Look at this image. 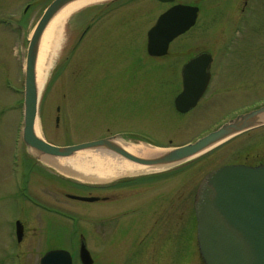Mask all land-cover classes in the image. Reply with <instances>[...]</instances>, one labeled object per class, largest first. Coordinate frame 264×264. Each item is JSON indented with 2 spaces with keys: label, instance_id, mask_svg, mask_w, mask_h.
I'll return each mask as SVG.
<instances>
[{
  "label": "rangeland",
  "instance_id": "obj_1",
  "mask_svg": "<svg viewBox=\"0 0 264 264\" xmlns=\"http://www.w3.org/2000/svg\"><path fill=\"white\" fill-rule=\"evenodd\" d=\"M52 1L0 0V264H9L7 258L12 253L21 254L23 264H38L40 255L46 250L61 248L73 254V264H81L78 252L82 238L91 252L93 264H126V245L113 244L108 237L114 235L112 229L119 221L120 232L127 231L129 208L137 206V200L145 201L149 198L147 194L143 198H135V194L129 195L128 186L114 190L115 192L112 189L86 187L87 184L98 183H81L76 177L62 173L50 163L40 161L41 165L34 163V168L27 175L28 197L25 200L29 206L20 205L21 200L13 196L17 188H20L21 163L29 156L25 144L22 143L27 48L36 24ZM82 8L64 22L60 47L39 95L38 123L41 135L48 142L66 146L115 135L123 138L138 136L159 146L176 147L204 135L241 110L264 105V0L258 11L255 10L250 17L246 15L239 18V9L228 11L217 6V13L212 15L213 23L206 24L208 17L205 13L189 40H179L160 61L145 55L144 36L138 35L121 37L118 44L115 42L106 47L102 54L82 62L85 54L80 51V47L73 53L66 43L68 31L73 29L74 33L80 34L84 28V14L93 12L92 8H88V11ZM97 26L99 25L96 24L94 28ZM179 44L186 45V49L180 52L182 48ZM218 44L219 49L213 51L216 56L221 46H230L228 50L233 52L223 58L229 62V68L221 69L224 77L215 78V88L209 90L198 108L185 116L177 114L172 99L179 85L182 63L192 52L212 49ZM188 47L192 49L187 50ZM161 77L167 78L168 92L163 91L162 99L158 101L153 99L161 94L156 89L158 87L155 79L159 80ZM222 83L233 87L228 86L222 93L225 96L219 97L221 94L214 92ZM148 108L149 111H146ZM247 150H250L249 153L264 154V125L183 163L181 168L185 177L184 191L190 188L189 197L184 196L182 206L184 237L191 233L187 229V222H191L187 215L192 216L194 213L195 194L192 196V186H196L197 181L208 171L220 166L230 156L245 154ZM93 151L95 149L84 150L75 155H87ZM43 167H47L52 173L45 171ZM190 177L195 181L187 188L186 179ZM70 180L85 185L79 186ZM167 182L166 186L160 180L148 187L142 186L141 193L146 188L150 189V197L170 194L175 179ZM113 193L119 194L120 198L124 196L125 199L122 198L119 203H97L66 197L67 194L108 196ZM35 195H39L40 199ZM130 196H133V200ZM158 198L152 202L150 209L141 207L137 213V216L143 217L148 210L151 212H147L152 219L149 225L151 233L160 229L158 217L161 201ZM169 198V201L167 198L165 201L170 206L175 201ZM34 199L45 204V207L54 203L52 208L55 213H49L42 207L37 208L33 203ZM156 206L158 208L154 210ZM101 211H104L101 216L107 217L106 221H109L103 228L97 222ZM174 213L175 208L172 209L171 216ZM20 214L24 215L22 221L25 234L22 242L18 243L14 221ZM112 216H117V219L112 221ZM49 217L51 220L48 221ZM193 226L194 244L185 241L183 244H176L169 238L161 248L160 244L153 245L151 242L149 261L140 262L204 264L200 254L195 252L198 246L196 225ZM161 227L167 226L163 222ZM103 229L108 231V235H102L106 236L102 240ZM113 231L118 236L119 233ZM128 236L127 234L124 237ZM180 245L183 250H178ZM147 249L149 251V247ZM155 250L162 254L154 255Z\"/></svg>",
  "mask_w": 264,
  "mask_h": 264
},
{
  "label": "water",
  "instance_id": "obj_2",
  "mask_svg": "<svg viewBox=\"0 0 264 264\" xmlns=\"http://www.w3.org/2000/svg\"><path fill=\"white\" fill-rule=\"evenodd\" d=\"M78 0H53L45 9L29 40L24 97L23 140L33 158L50 163L53 159L72 157L79 151L105 148L142 165L173 167L190 160L244 131L264 125V106L238 115L218 129L193 143L176 148H164L137 142L148 148L163 149L151 158L136 156L117 144L126 141L122 136H109L80 144L58 146L36 133L39 114V89L36 81V64L41 37L53 17L64 6ZM197 7L180 5L162 16L153 30L168 28L171 34L150 35L148 51L160 56L167 52L169 42L195 23ZM175 25L166 27L172 17ZM210 56L201 54L184 67V91L175 103L179 111L194 107L203 95L210 80L207 72ZM203 62V66L198 63ZM54 166V165H53ZM70 198L94 202L98 197L68 195ZM197 241L205 264H264V163L257 166L228 164L209 172L200 182L195 196ZM17 236H23V225L17 222ZM83 264H93V258L84 240L79 249ZM40 264H73L66 249H52L41 258Z\"/></svg>",
  "mask_w": 264,
  "mask_h": 264
},
{
  "label": "flooded vegetation",
  "instance_id": "obj_3",
  "mask_svg": "<svg viewBox=\"0 0 264 264\" xmlns=\"http://www.w3.org/2000/svg\"><path fill=\"white\" fill-rule=\"evenodd\" d=\"M220 1V2H219ZM263 2V0H102L98 3L95 4H91L88 6H85L84 10H87L88 8H92L93 12L89 13V14H84L85 19H84V28L81 29L80 34H76L73 32V29H70V31H68V36L67 37V45L70 47V51H74L73 53L76 52V50L80 47V51L85 54L82 57H85V59L82 60V62L86 61L87 58L92 59L93 57H96L99 53L102 54L103 51H105L104 49L106 47H108L109 45L114 44L115 42H117V44L119 43V40L121 37H131V36H138V35H142L144 36V48H145V55L148 58H152L155 60H161L163 58H165L171 51V48L174 47V45L179 41V40H189L188 38L195 32L196 28L199 25V21L201 19V17L206 13L207 14V22L206 24H210V22L213 23V17L212 15L214 13H217L216 7H220L224 10H228V11H232V10H238L239 15L237 14V16L239 18H244L246 17V15L250 14L252 15L253 12L255 13V10L258 11V9L261 7V3ZM218 4V5H216ZM180 5H185V6H192V7H197V17L195 20V23L193 25H191L187 30H185L184 32L180 33L179 35H177L174 39H172L169 42L168 48H167V52L164 55H160V56H155V55H151L148 51V46H149V42H150V35L154 32V34L156 35H168L171 34V30L168 28H163V29H159V30H153V28L157 25L159 19L166 15L167 13L171 12L172 10H174L176 7L180 6ZM216 6V7H215ZM88 11V10H87ZM210 14V15H209ZM220 14V13H219ZM177 20V17H172L170 18V20L166 23V27H169V25L174 26L175 22ZM3 21V20H2ZM99 25L96 28H94L95 25ZM121 27V28H120ZM123 27V28H122ZM180 47L182 48L180 50V52L184 51L186 49V45H182L179 44ZM230 46H221L219 53L217 54V56L215 55V53L213 51H217L219 49V44L214 46V48L212 49H205V50H200L198 52H192L193 54L191 56H188V59H186L183 63L182 66L180 67V79H179V85L178 88L174 91L175 95L172 99L173 101V107L175 109V112L181 116H185L186 114L191 113L192 111H194L196 108H198L200 106V104L202 103V100L205 98V96L207 95V93L209 92V90L214 89L215 88V78L216 77H221L223 78L224 75H222L221 69H227L229 68L228 61L223 60V58L228 57L229 55H232L233 52L229 51L228 48ZM192 49V48H187V50ZM214 49V50H213ZM207 53L209 54L210 61L208 62V68H207V72L210 74V80L209 83L207 85V88L205 89L203 95L201 96V98L199 99V101L197 102V104L190 108L189 110L185 111V112H181L177 109L176 107V103L175 100L177 98V96L182 93L184 91V67L185 65H187V63L190 62V60H192L193 58ZM72 54V53H71ZM179 55V52H178ZM177 55V56H178ZM69 58H71V56H69ZM179 58V56L177 57ZM222 59V60H221ZM179 62V60L177 61V63ZM200 64V66H203V62H199L198 65ZM220 66V67H219ZM83 68L82 67V78L84 80V74H83ZM231 68V67H230ZM221 74V75H220ZM159 80L155 79V83H157L158 88H156L157 90H159V92L161 93L160 95H156L153 99L154 100H161L162 99V92L163 91H167L168 92V87L166 84V80L167 78H158ZM158 81V82H157ZM227 81V79H226ZM166 87V89H163V87ZM229 85L227 83H222L221 86L217 87L215 89L214 93L217 94H221L219 97H224L225 94H222L227 87ZM233 86H229V88H232ZM218 91V92H216ZM259 108V105L256 106H251L248 109H244L241 110L239 112H237L235 115H231L229 117H227L226 119H224L223 121H221L220 123H218L216 126H214L212 129H210L207 133L216 130L217 128H219L222 124L234 119L235 117H237L240 114H244L247 113L250 110H254ZM149 111V108L146 110ZM258 128V127H256ZM256 128L244 131L242 133H239L237 135H235L234 137L230 138L229 140H227L226 142H229L231 140H234L236 138H238L239 136H242L244 134H246L247 132H250L251 130H254ZM207 133H205L204 135H206ZM204 135H201L200 137H197L196 139L188 142V143H192L194 141H196L197 139L203 137ZM108 136H104L102 138H107ZM128 141H144L150 144H156L157 143H153L149 140H146L144 138H140L138 136H133L131 138H128ZM224 142V143H226ZM186 143V144H188ZM223 143V144H224ZM185 145V144H184ZM222 145V144H221ZM164 146V145H162ZM182 146V145H181ZM165 147H173V146H165ZM175 147V146H174ZM177 147V146H176ZM257 147V146H256ZM256 149V148H255ZM259 150V149H258ZM256 150V151H258ZM247 150L245 154H238L235 157L230 156L232 158H228L224 163L220 164V166H223L225 164H246V165H259L261 163L264 162V154H259V153H249ZM34 163L41 165L37 160L35 162V160L28 156V158H25V160L22 161L21 165H22V179L20 181V188H17L16 192L13 194V196L18 197L21 200L20 205L22 206H29V204H27L26 200L28 197V193L27 190L28 188L26 187V180H27V175L29 173V170L34 168ZM182 165H174L173 167H169L164 169L161 172H156V173H150V174H143V175H127V176H122L119 178H116L112 181H101L98 182V184L96 185H92V184H83L86 187H91V188H95V189H99V190H104V189H112L114 190H119L121 188H123V186H128L130 189V194H135L134 197L138 198L141 197L143 198L144 194H147V198L145 201H140L137 200L138 205L137 206H133L131 207V209L129 208L128 210V215H129V221H128V229L126 232L121 233L120 232V221L114 226V228L112 229L113 232V236L112 237H108V239L112 240L113 244H117V245H126V252L124 254V263L126 264H142L140 261L142 260H147L149 261L150 255H151V250H150V244L151 242H153V245H162L165 243L166 240H168L169 238L173 241V243L176 244H183L185 241L186 243H190V244H194V237L192 236L193 234V228H194V224L196 225V233H197V220H196V216H195V212L193 213V215L191 216L190 214L187 215L188 217H190V224L187 222L188 224V231L191 230L190 235L187 234L186 237H184V224L182 223V221L184 220V209L182 206H184V196L189 197V189H187L186 191H184V187H185V177H183V171H182ZM218 166V167H220ZM215 167L212 170L218 168ZM45 171L49 172L50 170L47 167H43ZM210 170V171H212ZM208 171V172H210ZM51 172V171H50ZM207 172V173H208ZM52 173V172H51ZM206 173V174H207ZM54 174V173H53ZM205 174V175H206ZM204 175V176H205ZM203 176V177H204ZM202 177V178H203ZM175 179V185L172 188L170 194H164L161 195L159 194V198L158 197H150V189H146L144 193H141V188L142 186H150V184L152 185V183L154 182H158L160 181H164L165 183H163V186L167 185V181H171V179ZM195 179L193 177H190L188 179H186V185L187 188L190 185V187L193 185ZM72 182V181H71ZM76 183V182H73ZM200 181H197L196 186H192V196L194 194H196L198 185H199ZM77 184V183H76ZM79 185V184H77ZM157 185V184H155ZM81 186V185H79ZM195 187V189H194ZM151 188V187H149ZM166 190V189H165ZM115 192V191H114ZM140 192V193H138ZM146 192V193H145ZM112 193V192H111ZM168 193V192H167ZM137 194V195H136ZM149 194V195H148ZM35 197L39 198V195H35ZM97 199V203H105V202H117L119 203V201H121L122 198H120L119 194H115L113 193L112 195H104V194H99ZM133 200V196H130ZM170 197V198H169ZM160 199L159 201H161V206L160 207V214L158 219H160V229H155L154 231H152L151 233V228H150V224L152 219L150 218V215H148L147 212H149V214L151 213L149 210L145 213V215L143 217L137 216L138 211L141 209V207H145V209H150L152 206V202L155 200ZM168 198L172 199L173 201H175L174 204H171L170 206L167 205L168 201L165 199ZM125 199V198H123ZM131 200V201H132ZM165 202V204L163 203ZM33 203L36 205L37 208L42 207L45 211H48L49 213L53 211V213H55L53 210L54 208H52V206L54 205V203L49 204V207H45L43 204L40 203L39 200L34 199ZM163 203V204H162ZM53 204V205H52ZM117 205V204H115ZM158 206V205H157ZM155 207L154 210H156L158 207ZM169 207V211L167 212V209ZM116 208V206H115ZM175 208V213L171 216L172 213V209ZM194 211V208H193ZM104 211H101L99 213V217L97 219L98 222V226L103 228L105 227V225L109 222L106 221L107 217L105 218V216H101L103 215ZM119 213V212H118ZM117 213V215H118ZM23 217L24 215L20 214V216L18 218H16V220L14 221V231H15V225L17 221H21L23 223ZM110 218V217H109ZM187 218V217H186ZM115 219H117V216H112L111 220L114 221ZM158 219L156 220V222L158 221ZM47 220H51L50 217L47 218ZM54 220V218H53ZM164 222V226L165 227H161L162 223ZM24 226V224H23ZM50 227V226H49ZM150 228V229H149ZM171 228V229H170ZM117 231L119 234L118 236H116V233L113 231ZM101 238L102 240L106 237H102V235H108V231L105 229H103V231H101ZM24 234H25V227H24ZM129 235L128 237H124L126 235ZM112 235V234H111ZM51 236V234H50ZM50 238V237H49ZM24 239V236H23ZM22 242V241H21ZM196 243H197V236H196ZM198 246V244H197ZM149 247V251L148 248ZM157 249V248H156ZM198 249V248H197ZM195 252L199 253V250H197ZM147 250V252H146ZM178 250H183V246L180 245V247H178ZM156 252H154V255H159L162 254L158 253L157 250H155ZM192 254L193 252L190 251ZM45 254V252H44ZM44 254H41L39 259H38V264H40V259L44 256ZM194 256V254H193ZM9 261V264H23L22 261L23 256L19 253H12L10 254V258H7ZM104 264V263H103Z\"/></svg>",
  "mask_w": 264,
  "mask_h": 264
},
{
  "label": "bare ground",
  "instance_id": "obj_4",
  "mask_svg": "<svg viewBox=\"0 0 264 264\" xmlns=\"http://www.w3.org/2000/svg\"><path fill=\"white\" fill-rule=\"evenodd\" d=\"M100 1L102 0H78L72 2L59 10L48 24L40 40L36 64V81L39 94L47 82L53 58L60 47V37L65 20L82 7ZM35 130L37 135L42 136L38 119ZM116 142L130 153L143 158H151L158 155L159 152L164 151L163 149L131 144L121 139L116 140ZM81 152L79 151L76 154ZM52 163L62 173L72 175L82 182L89 183L100 181L109 182L122 176L155 172L161 169L158 166H148L131 162L105 148L95 149V151L87 155L53 159Z\"/></svg>",
  "mask_w": 264,
  "mask_h": 264
}]
</instances>
